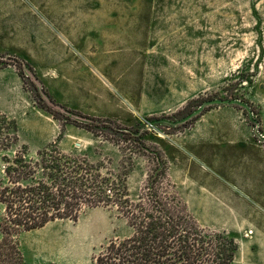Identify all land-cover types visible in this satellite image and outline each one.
I'll return each mask as SVG.
<instances>
[{
    "label": "rangeland",
    "instance_id": "1",
    "mask_svg": "<svg viewBox=\"0 0 264 264\" xmlns=\"http://www.w3.org/2000/svg\"><path fill=\"white\" fill-rule=\"evenodd\" d=\"M25 1L49 3V8L43 11L49 13L53 21L49 24L56 34L66 43L70 38L71 48L84 55L91 54L101 70L108 72L114 82L127 91L131 109L129 119L110 118L125 126L147 130L145 139L149 144H157L162 149L173 144V138L187 128L183 127L184 120L165 116L184 106L189 99L209 94L215 99L206 105L233 106L241 111L253 132L252 139L264 147V0ZM26 71L33 77L31 71ZM143 91L157 97L146 95L140 105L139 95ZM190 93L194 95L175 107L176 95L180 99ZM230 95L236 98L220 99ZM154 99L161 101L153 104ZM153 110L165 111L150 113ZM17 122L19 136L26 144L19 138L13 148L0 151V184L6 179L4 155H14L23 144L29 148L35 139L31 122L19 119ZM58 122L61 131L62 125ZM69 125L73 124L66 125L65 133ZM166 125L175 131L167 133ZM89 135L94 139L93 133ZM96 137L95 141L82 136L71 137L67 146L74 150L64 152L87 154L93 161H110L116 169L122 158L120 149L102 137ZM224 146L218 147L219 159L214 162L203 160L201 170L196 164V168L191 165L182 168L181 164L178 168L174 164L175 152L168 148L173 159L167 156L173 180L198 221L212 230L234 228L226 218L231 210L254 223L261 219L264 224V152L251 150L260 159L258 164L226 162L220 159L230 151ZM36 152L29 148L30 156H35ZM145 166L143 158H135L128 177L133 197L137 196L146 176ZM239 167H243L242 170ZM182 169L204 186L215 187L213 182L231 183L233 189L239 187L243 199L232 194L224 201L188 200L191 194L182 185L181 179L185 175ZM3 210L0 205V216ZM131 231L116 210L97 207L87 209L77 220L58 219L39 229L20 230L14 238L19 242L26 264H94V256L104 245ZM227 233L239 244L233 264H264V234L259 238L260 234L254 233ZM2 237L0 232V239Z\"/></svg>",
    "mask_w": 264,
    "mask_h": 264
},
{
    "label": "trees",
    "instance_id": "2",
    "mask_svg": "<svg viewBox=\"0 0 264 264\" xmlns=\"http://www.w3.org/2000/svg\"><path fill=\"white\" fill-rule=\"evenodd\" d=\"M10 65L15 66L35 104L58 119L62 127L57 138L38 149L35 156H30L23 144L14 155L3 157L6 179L0 184L4 209L0 216V264H26L14 238L20 230L39 229L58 219L77 220L87 209L97 207L116 210L132 231L104 245L94 256V264H233L239 249L236 238L198 221L171 176L167 154L146 141L147 130L59 103L40 81L36 83L38 76L31 62L16 54H0V69ZM214 99L209 94L199 95L165 117L184 120L183 127L189 128L215 108L206 105ZM67 124L118 146L120 165L115 169L110 161H93L87 154L62 151L59 142ZM165 128L167 133L175 131L169 125ZM19 138L17 119L0 111V151L13 148ZM135 158L146 161V176L133 197L128 177Z\"/></svg>",
    "mask_w": 264,
    "mask_h": 264
},
{
    "label": "crops",
    "instance_id": "3",
    "mask_svg": "<svg viewBox=\"0 0 264 264\" xmlns=\"http://www.w3.org/2000/svg\"><path fill=\"white\" fill-rule=\"evenodd\" d=\"M46 8H49V3L0 0V53H15L31 62L40 83L60 103L91 115L112 117L120 121L129 119L131 109L127 91L119 87L108 72L101 70L91 54L84 55L76 48H71L68 43L71 42L70 38L67 37L66 43L56 34L49 24L53 22L48 16L49 13L43 11ZM146 95L157 97L154 93L143 91L139 95L138 104L141 105V100H144ZM193 95L194 93H190L180 99L176 95L175 107H179ZM159 102L158 99H154L153 104ZM0 111L20 121L28 120L32 123L35 139L28 145L33 151L47 146L60 133L58 120L35 105L31 92L26 90L21 76L12 66L0 69ZM162 111L165 110H153L150 113ZM39 122H43L42 125L38 126ZM68 127L65 136L59 142L62 151L73 149L67 146V141L73 139L71 137L76 139L82 136L90 141H95L94 139L97 138L96 136H93L94 139L89 138L90 132L85 129L74 125ZM252 133L243 113L233 106L225 105L202 114L191 127L173 138V144L163 149L169 157V149L175 152L174 164L178 168L180 164L182 168H188L190 165L196 168L194 166L196 164L201 170L203 160L214 162L219 159L218 147L223 145L230 151L228 155L220 156L221 160L258 164L260 159L255 153H251V150L264 152V147L254 142ZM20 140L26 144V140L21 138ZM242 168L239 167V170ZM182 171L185 174L181 179L182 185L186 192L191 194L188 200L224 201L232 194H235L239 200L243 199L239 187L233 189L231 183H212L220 188L204 186L192 178L186 170L182 169ZM189 182H191L190 187H188ZM190 190L193 192L190 193ZM233 211L227 213L229 215L226 218L234 228L220 231L260 234L259 238L264 234V224L261 219L254 223V220L239 217L240 214Z\"/></svg>",
    "mask_w": 264,
    "mask_h": 264
}]
</instances>
